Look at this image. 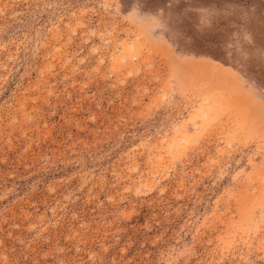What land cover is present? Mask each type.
I'll return each instance as SVG.
<instances>
[{
	"label": "rangeland",
	"instance_id": "obj_1",
	"mask_svg": "<svg viewBox=\"0 0 264 264\" xmlns=\"http://www.w3.org/2000/svg\"><path fill=\"white\" fill-rule=\"evenodd\" d=\"M0 264H264V0H0Z\"/></svg>",
	"mask_w": 264,
	"mask_h": 264
}]
</instances>
